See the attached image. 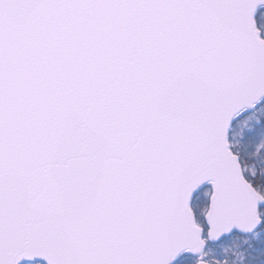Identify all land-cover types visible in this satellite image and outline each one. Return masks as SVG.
I'll return each instance as SVG.
<instances>
[{"label":"snow or ice","instance_id":"6c2138e0","mask_svg":"<svg viewBox=\"0 0 264 264\" xmlns=\"http://www.w3.org/2000/svg\"><path fill=\"white\" fill-rule=\"evenodd\" d=\"M0 264H264V0H0Z\"/></svg>","mask_w":264,"mask_h":264}]
</instances>
